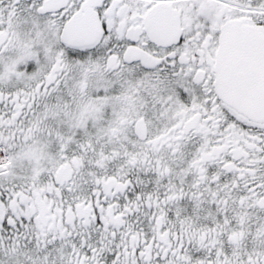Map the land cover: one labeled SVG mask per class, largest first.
<instances>
[{
    "label": "snow or ice",
    "instance_id": "snow-or-ice-1",
    "mask_svg": "<svg viewBox=\"0 0 264 264\" xmlns=\"http://www.w3.org/2000/svg\"><path fill=\"white\" fill-rule=\"evenodd\" d=\"M0 264H264V0H0Z\"/></svg>",
    "mask_w": 264,
    "mask_h": 264
}]
</instances>
